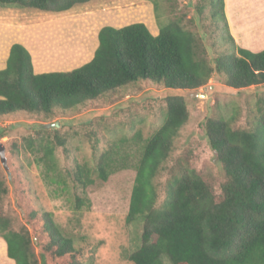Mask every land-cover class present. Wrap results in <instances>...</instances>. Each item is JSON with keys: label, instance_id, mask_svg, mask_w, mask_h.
Segmentation results:
<instances>
[{"label": "trees", "instance_id": "trees-1", "mask_svg": "<svg viewBox=\"0 0 264 264\" xmlns=\"http://www.w3.org/2000/svg\"><path fill=\"white\" fill-rule=\"evenodd\" d=\"M94 1L0 0V5L64 13ZM202 1L210 5L212 20L226 28L231 45L217 51L212 59L199 37L184 27L182 18L161 26L157 35L141 22L122 28L105 26L99 32L93 59L69 72L36 74L30 52L14 44L7 67L0 70V117L16 112L48 116L56 109L70 110L140 82L173 91H198L217 76L235 90L264 85V50L254 52L236 44L224 10L225 0ZM170 2L173 6L174 0ZM154 5L157 9V3ZM204 9L203 4L197 10L203 14ZM257 106L252 131L234 128L222 117L208 118L203 125L226 178L221 200H216L190 163L183 161L169 176L164 199L159 203L154 181L173 151L175 138L189 120L186 100L178 95L166 98L164 123L152 136L142 140L137 135L143 141L138 158L110 147L95 153L93 170L77 164L69 172L83 189L94 184L93 176L107 182L122 170L136 172L126 222L142 220L143 233L140 248L128 257L130 262L264 264L263 97ZM54 136L55 143H46L38 161L51 171L55 170L56 147L66 146L65 138L57 132ZM29 148L35 150L32 145ZM6 194L7 188L0 181V202ZM76 207L89 208L90 201L77 197ZM34 222L33 219L28 227L13 231L9 219L0 215V239L6 241L8 257L16 264H50L63 259L67 260L64 264H92L81 261L72 239L62 234L51 217L41 229L50 239L46 241L35 232V244L29 230Z\"/></svg>", "mask_w": 264, "mask_h": 264}, {"label": "rangeland", "instance_id": "rangeland-1", "mask_svg": "<svg viewBox=\"0 0 264 264\" xmlns=\"http://www.w3.org/2000/svg\"><path fill=\"white\" fill-rule=\"evenodd\" d=\"M230 3V18L226 17L236 44L260 52L264 49V0H230ZM203 4L204 13L199 14L197 9ZM210 11V5L202 0H174L173 6L170 0H95L91 5L64 13L0 5V21L28 26L24 33L17 27V39L24 40L42 62H48L49 68L69 72L87 63L82 61L90 57L94 43L98 47V37L92 38L90 32L105 26L122 28L141 22L157 33L161 26L178 18L199 37L212 59L217 51L227 50L231 45L226 28L212 20ZM84 12L87 26L85 17H81ZM173 95L186 100L189 120L175 138L173 151L154 181L159 203L164 199L169 176L177 172L178 163L183 161L190 163L210 186L216 200H221V186L226 178L208 144L203 125L208 118L222 117L234 128L252 131L258 115L257 101L264 98V85L235 90L217 76L198 91H173L140 82L98 101L70 110L56 109L48 116L16 112L0 117V144L5 147L8 167L6 171L0 158V181L7 188L0 202V215L9 219L10 229L20 231L34 219L36 222L29 229L34 243H38L35 232L48 241L49 234L41 229L51 217L62 234L72 239L81 261L133 264L128 257L140 248L143 233L142 220L126 222L136 172L122 170L107 182L93 176L94 184L85 189L72 180L69 172L77 164L93 170L95 153L110 147L120 154L131 152L138 158L143 141L137 135L147 139L163 125L166 98ZM55 132L65 138L66 146L56 147L55 170L51 171L38 161L44 155L46 143H55ZM31 145L35 150L29 148ZM77 197L88 199L90 207L77 209Z\"/></svg>", "mask_w": 264, "mask_h": 264}, {"label": "crops", "instance_id": "crops-1", "mask_svg": "<svg viewBox=\"0 0 264 264\" xmlns=\"http://www.w3.org/2000/svg\"><path fill=\"white\" fill-rule=\"evenodd\" d=\"M225 4H226L225 8L228 9L226 12V15H227V17L229 16V18H230V13H228L232 9V5L230 3V0H225ZM85 8H87V7H84V9ZM92 15H94V14H92ZM81 17H85V19H86L85 24L87 26V23H89L87 21V13L83 14ZM18 26H20L22 28L21 33H24L25 29L28 27V26L26 27L25 25H17L13 22L0 21V70H4L7 67V62H8L9 56H10L12 46L14 44H21L30 52L31 57H32V63H33L34 71L36 74L56 72V69H51L48 66H46V64L48 62H45V61L42 62V60H41L42 58H40V57L38 58L37 57L38 55L33 53V51L29 49L28 45L25 43L24 40L17 39L18 38V33H17V27ZM100 30H95L93 32H90L93 35L92 38H97ZM151 32L153 33V31H151ZM153 34L157 35L158 32L153 33ZM44 40H46V39H44ZM45 45L48 46L49 44L46 42ZM97 48H98L97 44L94 43L91 51L89 52L90 57L85 58V59L83 58L84 60L82 59L83 60L82 63L90 62L93 59ZM251 50H253V49H251ZM262 50H264V49H262ZM255 52H257V51H255ZM62 70H64V69H58V71H62ZM0 264H16L14 260H12L8 257L7 243L4 239H0Z\"/></svg>", "mask_w": 264, "mask_h": 264}, {"label": "water", "instance_id": "water-1", "mask_svg": "<svg viewBox=\"0 0 264 264\" xmlns=\"http://www.w3.org/2000/svg\"><path fill=\"white\" fill-rule=\"evenodd\" d=\"M0 158H1V163H2L3 167L5 168L6 171H8L7 158H6V154H5V147L2 144H0Z\"/></svg>", "mask_w": 264, "mask_h": 264}]
</instances>
